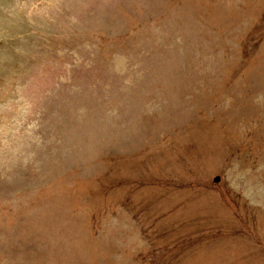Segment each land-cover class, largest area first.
<instances>
[{"label": "rangeland", "instance_id": "374dc122", "mask_svg": "<svg viewBox=\"0 0 264 264\" xmlns=\"http://www.w3.org/2000/svg\"><path fill=\"white\" fill-rule=\"evenodd\" d=\"M0 264H264V0H0Z\"/></svg>", "mask_w": 264, "mask_h": 264}]
</instances>
